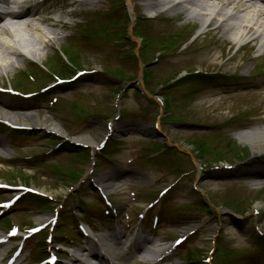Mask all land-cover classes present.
I'll use <instances>...</instances> for the list:
<instances>
[{
    "label": "rangeland",
    "instance_id": "1",
    "mask_svg": "<svg viewBox=\"0 0 264 264\" xmlns=\"http://www.w3.org/2000/svg\"><path fill=\"white\" fill-rule=\"evenodd\" d=\"M49 1L58 3L55 16L73 24L59 31L65 36L61 47L54 45L43 56L49 71L65 82L31 61L21 64L14 76L0 79V96L34 105L39 119L50 117L57 126L18 131L0 123V185L10 186H0V233L5 235L12 225L26 231L41 220L48 222L40 233L27 238V232L2 245L0 251L12 249L6 264L16 258L20 264H35L51 248L60 258L57 264H66L75 254L72 247L93 245L97 238L86 237L78 220L105 236L122 230L121 248L138 235L169 247L180 238L170 252L176 264H264V153H255L238 138L242 132L264 129L259 45L237 46L227 55L217 44L221 34L196 41L203 29L195 22L189 25L183 15L169 25L153 23V13L141 0L134 1L140 27H134L135 17H125L126 0H95L86 11L77 3L81 0ZM64 2L70 4L62 7ZM113 2L124 5L116 8ZM194 24L199 30L192 32ZM131 29H142L154 44V54L138 58V65L129 57L147 45ZM123 33L128 39L119 38ZM178 34L172 53L157 56L158 63L150 66ZM221 53L230 65L211 69L198 64ZM236 62H241L237 69ZM78 69L86 73L71 81ZM193 71L214 79L205 85L194 81L193 88L177 85ZM234 73L239 77L232 78ZM35 83L50 84L51 89L31 97L19 94L37 93ZM170 83L176 87L163 91L164 100L162 86ZM153 91L160 102L148 95ZM69 140L81 141L74 153L82 154L68 151L73 145ZM113 185L117 188L109 191ZM27 190L46 196L47 205L16 204Z\"/></svg>",
    "mask_w": 264,
    "mask_h": 264
},
{
    "label": "bare ground",
    "instance_id": "2",
    "mask_svg": "<svg viewBox=\"0 0 264 264\" xmlns=\"http://www.w3.org/2000/svg\"><path fill=\"white\" fill-rule=\"evenodd\" d=\"M29 4L24 10H15L12 6L11 0H0V79L4 75H13L14 72L20 69L21 64L28 62L27 58L22 54L26 52L35 61L43 63L44 52L52 46L57 45L61 47L60 41L65 37L61 35V30L70 27L71 24L62 21L58 16H55V11L58 8L52 3L43 0H30ZM42 1V3H40ZM65 1V0H64ZM97 1V0H96ZM95 0H81V2L72 1L71 3H80L83 5H94ZM135 0H126L127 5L134 13ZM150 13H157L156 16L150 17V20L164 24L173 22V18L168 14L185 15L188 22H195L201 25L203 34L206 37H213L221 34L222 39L217 41V44H222V50L226 48V54L230 55L233 50L243 42V48L246 45H259L258 57H264V0H141ZM218 5L212 8V4ZM65 3L62 7H65ZM61 14V13H60ZM77 13L69 12L68 15L74 16ZM217 16H214V15ZM134 15V14H133ZM54 16V17H53ZM60 31V32H59ZM162 30L157 28V32ZM132 32V31H131ZM201 35V36H202ZM219 45V44H218ZM219 45V46H220ZM221 50V51H222ZM223 52V51H222ZM207 52L206 55H209ZM225 55L222 53L211 54L210 61L206 62L204 59L198 63L205 65L208 68H222L230 65L225 62ZM241 60V59H239ZM237 69L241 62H236ZM246 77L251 78L248 68H245ZM244 72V73H245ZM235 76V77H234ZM242 76V75H240ZM232 78L239 77L238 74H231ZM0 105L8 108L0 110V118L6 119L12 124L19 126H29L33 128H57L52 123L50 117L39 119L38 114L34 113V105H27L26 103L16 104L9 97H0ZM13 110V111H11ZM57 132V131H56ZM242 142L251 145L255 153L264 152V129L248 130L238 135ZM117 187L113 185V188ZM40 221V220H39ZM44 222L41 220L42 223ZM124 232L116 229L115 232L109 236L99 238L97 244L93 246H85L80 250V253L72 255L69 262L66 264H109L110 259L116 262L124 259L133 264H147L142 255L143 245L150 251V246L153 245V240L150 238L138 235L130 245L127 252H122L119 247L124 238ZM161 252H158L159 255ZM157 255V256H158ZM132 259H129V258ZM170 255L166 254L165 258L160 262L152 260L150 264H164L166 260H170ZM171 264H176L171 261Z\"/></svg>",
    "mask_w": 264,
    "mask_h": 264
},
{
    "label": "trees",
    "instance_id": "3",
    "mask_svg": "<svg viewBox=\"0 0 264 264\" xmlns=\"http://www.w3.org/2000/svg\"><path fill=\"white\" fill-rule=\"evenodd\" d=\"M201 76H193L191 79L200 78Z\"/></svg>",
    "mask_w": 264,
    "mask_h": 264
}]
</instances>
